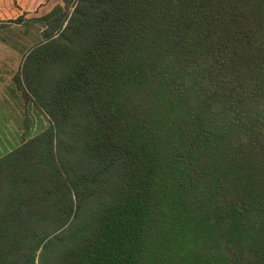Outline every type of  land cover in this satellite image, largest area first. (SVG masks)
Returning <instances> with one entry per match:
<instances>
[{"label": "trees", "instance_id": "1", "mask_svg": "<svg viewBox=\"0 0 264 264\" xmlns=\"http://www.w3.org/2000/svg\"><path fill=\"white\" fill-rule=\"evenodd\" d=\"M3 20L43 26L21 73L47 125L0 157V264H264V0Z\"/></svg>", "mask_w": 264, "mask_h": 264}, {"label": "rangeland", "instance_id": "2", "mask_svg": "<svg viewBox=\"0 0 264 264\" xmlns=\"http://www.w3.org/2000/svg\"><path fill=\"white\" fill-rule=\"evenodd\" d=\"M42 29L41 24L27 21L16 24L3 20L0 23V84L3 85L5 92L0 99V105L3 101L10 108L9 113L16 114L10 118H0V157L18 146L24 138L34 135L47 125L44 112L34 105L32 99L25 97L26 83L24 74L21 73V64L28 51L42 40ZM16 75L21 77V79L18 77L19 81ZM27 102L28 109L35 106V112L31 110V118L26 114ZM17 105L24 109L23 112L16 111ZM41 251L40 248L36 252V264H39L37 257Z\"/></svg>", "mask_w": 264, "mask_h": 264}, {"label": "crops", "instance_id": "3", "mask_svg": "<svg viewBox=\"0 0 264 264\" xmlns=\"http://www.w3.org/2000/svg\"><path fill=\"white\" fill-rule=\"evenodd\" d=\"M3 89H4L3 85L0 84V99H2L3 95L5 94V92H4ZM5 91H6V89H5ZM0 103H1V100H0ZM15 109H16L17 112H20V111L23 112V110H24V109H22L21 106H19V105H17V107H16ZM28 110H29L30 113H31L32 111L35 112V106L33 105V107H32V106L29 107ZM31 110H32V111H31ZM9 111H11V110H10V108L8 107V105H6V104L2 101V104L0 105V118H10V117L16 115V114H15V115H14V114H10ZM8 114H9V115H8Z\"/></svg>", "mask_w": 264, "mask_h": 264}]
</instances>
